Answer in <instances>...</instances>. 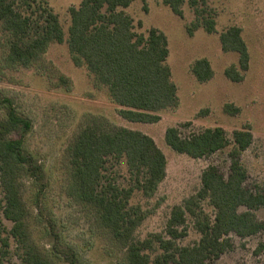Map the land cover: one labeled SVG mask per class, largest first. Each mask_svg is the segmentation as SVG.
<instances>
[{"label":"trees","instance_id":"trees-1","mask_svg":"<svg viewBox=\"0 0 264 264\" xmlns=\"http://www.w3.org/2000/svg\"><path fill=\"white\" fill-rule=\"evenodd\" d=\"M201 1L188 0L196 13L188 27L191 33L198 27L207 32L215 30V19L206 8L199 7ZM131 2L81 0L68 9L70 24L65 36L48 0H0L5 61L28 65L50 43L66 41L73 63L87 68L94 86L106 87L123 118L156 122L161 111L178 105L177 87L166 63L169 50L164 33L154 27L146 33L136 31L132 17L124 10ZM162 2L182 16L184 0ZM241 31L240 26L231 25L219 35L221 48L238 54V65L224 70L232 81L242 80L249 67L250 54ZM191 72L200 81L213 75L206 57L194 60ZM0 108V264H12L13 243L20 264H54L29 239L32 212L24 196L26 187L29 181L35 186L36 204L40 206L48 181L42 163L25 146L32 121L17 111L9 97L0 95ZM224 110L234 113L238 107L226 103ZM164 139L176 152L193 158L228 149V171L225 174L217 165L208 164L201 171L198 189L172 206L164 231L144 238L136 235L144 213L131 199L136 192L152 195L166 176V156L155 140L141 130L105 128L93 121L75 132L63 151L68 171L65 192L95 229L123 252L124 264H211L232 247L231 234L247 237L264 232V219L254 212L264 207V189L248 184V170L241 160V152L253 141L249 125L233 129L230 137L221 126L185 136L177 126H169ZM121 161L128 173L126 182L119 181L112 171ZM204 203L212 208V214ZM188 216L200 237L193 244L182 245L177 240L187 234ZM46 228L50 236L54 229L51 218ZM51 248L68 264H79L76 255L61 249L56 240Z\"/></svg>","mask_w":264,"mask_h":264},{"label":"rangeland","instance_id":"rangeland-1","mask_svg":"<svg viewBox=\"0 0 264 264\" xmlns=\"http://www.w3.org/2000/svg\"><path fill=\"white\" fill-rule=\"evenodd\" d=\"M80 1L48 0L65 36L70 24L68 9L78 6ZM199 7L206 8L214 17L213 32L203 27L189 32L196 13L188 0L182 4V16L173 13L162 0H132L124 8L136 31L146 33L154 27L167 39L166 63L177 87L178 105L161 111L156 122L123 118L106 87L94 86L87 68L73 63L66 41L50 43L28 65L8 64L6 36L0 29V95L13 99L17 111L31 119L32 129L25 146L42 163L48 179L40 206L36 204L35 186L29 181L26 187L24 196L32 212L28 220L29 239L54 264H68L63 256L53 252L51 245L55 240L61 249L71 250L79 264H124L123 252L106 234L95 229L65 192L68 171L63 151L74 133L90 122L105 128L124 126L141 130L155 140L166 156V176L154 193L144 196L136 192L131 199L144 213L136 230L139 238L164 231L172 206L181 204L198 189L201 171L208 164L217 165L225 174L228 171V149L201 158L178 153L165 142L164 133L169 126H177L183 136L205 127L221 126L230 137L233 129L249 125L253 141L241 152V160L248 170V184L264 189V0H204ZM231 25L241 27L250 54L249 67L240 81H232L224 73L226 67L238 65L237 52L224 51L219 39L221 31ZM201 57H206L213 69L206 81L198 80L191 72L192 62ZM226 103L238 110L226 112ZM114 170L118 180L126 182L124 162L112 167ZM203 206L212 214L208 204ZM254 212L257 218L264 219V207ZM50 218L54 229L49 236L46 227ZM185 227L187 234L177 242L193 244L200 233L192 217H187ZM231 239L232 247L211 264H264V232L247 237L231 234ZM15 252L13 243L10 262L20 264Z\"/></svg>","mask_w":264,"mask_h":264}]
</instances>
